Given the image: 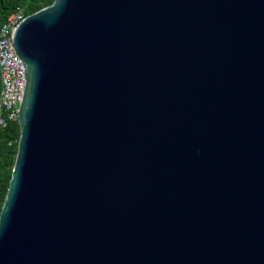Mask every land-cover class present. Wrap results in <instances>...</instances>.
Returning <instances> with one entry per match:
<instances>
[{
    "label": "water",
    "instance_id": "95a60500",
    "mask_svg": "<svg viewBox=\"0 0 264 264\" xmlns=\"http://www.w3.org/2000/svg\"><path fill=\"white\" fill-rule=\"evenodd\" d=\"M12 43L0 264H264V0H55Z\"/></svg>",
    "mask_w": 264,
    "mask_h": 264
},
{
    "label": "built area",
    "instance_id": "2783aa9c",
    "mask_svg": "<svg viewBox=\"0 0 264 264\" xmlns=\"http://www.w3.org/2000/svg\"><path fill=\"white\" fill-rule=\"evenodd\" d=\"M25 18L22 11L14 12L0 27V129L19 121L27 79L25 66L15 53L12 36Z\"/></svg>",
    "mask_w": 264,
    "mask_h": 264
},
{
    "label": "trees",
    "instance_id": "16d2710c",
    "mask_svg": "<svg viewBox=\"0 0 264 264\" xmlns=\"http://www.w3.org/2000/svg\"><path fill=\"white\" fill-rule=\"evenodd\" d=\"M55 0H0V27L17 11L24 17L50 6ZM1 93V78H0ZM21 130L19 122L0 129V214L2 212L18 153Z\"/></svg>",
    "mask_w": 264,
    "mask_h": 264
}]
</instances>
